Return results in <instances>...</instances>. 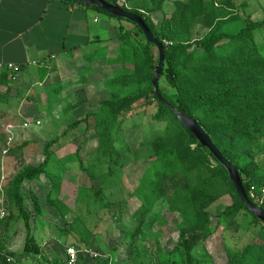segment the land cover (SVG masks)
<instances>
[{"label": "trees", "instance_id": "1", "mask_svg": "<svg viewBox=\"0 0 264 264\" xmlns=\"http://www.w3.org/2000/svg\"><path fill=\"white\" fill-rule=\"evenodd\" d=\"M69 1L80 3L77 0ZM106 1L119 5V0ZM168 1L158 0V4L152 3L156 6L147 7L146 12L127 8L126 5L121 7L142 17L154 37L165 47L164 70L159 85L161 79L167 76L178 94L176 101H173L160 87L164 100L180 114L200 125L224 159L238 170L252 203L264 210V205L256 199L264 189V172L257 164L258 158L264 155V55L254 41L255 34L264 31V21L244 23L240 29H234L232 25L242 18L225 11V8H237L231 0L220 1L221 9L214 0H178L175 11L164 15L162 25L154 24L151 15L162 13ZM84 5L115 18L99 7ZM132 24L144 37L138 26ZM120 33L118 57L111 63L117 66L114 84L120 87V91H126L112 94L102 102L97 112L88 113L86 118L72 123L69 128L78 129L93 119L98 142L96 152L113 162L114 157L119 158L116 142L121 115L142 100L147 107L153 105L152 100L156 102L153 119L166 123V127L161 135L148 144L152 154L147 158V165L142 168L137 188L130 193L131 198H138L141 203L135 214L139 223L135 236L140 235L142 225L156 203L166 199L170 213L179 218L176 222L178 241L170 251L162 250L158 241L157 252L164 257V264L180 252H183L189 264H194L196 251L215 234L210 209L221 199L228 197L232 204L218 212L220 225L246 214L256 223H264L247 210L225 166L185 128L172 108L159 102L152 84L159 64V52L156 59L152 52L156 47L145 37V43L137 41L123 28ZM8 77L6 73L1 76L0 84L6 89L0 93L1 103H8L15 91L11 85L14 80ZM51 162L52 154L47 150L45 160L21 172L7 193L8 211V206L19 210L21 217L26 220L29 235L30 215L24 208L23 186L47 176ZM80 163L84 167L82 160ZM120 169L124 175L133 171H125L123 167ZM109 175H113V171ZM251 188L255 190V198L251 195ZM59 192V185L52 183L51 195ZM33 201L35 209L41 211L37 198H33ZM50 202L62 218H66L69 213L67 207L57 198L52 201V196ZM9 220L10 215L5 228ZM156 222L165 224V219L158 217ZM75 223L81 222L77 220ZM73 229H76L75 226ZM83 229L85 235L77 231L83 247L80 244L72 246L80 251L89 248L93 238L87 228ZM3 249L8 251L5 242ZM24 251L27 254H41L40 247L32 237L27 239ZM249 255L248 249L242 254L229 252L227 264H254L256 260ZM9 257L15 259L14 262H10ZM0 264L20 263L17 255L7 252L0 254ZM44 264H62V261L57 259L51 263L45 260ZM104 264H110V261Z\"/></svg>", "mask_w": 264, "mask_h": 264}, {"label": "rangeland", "instance_id": "2", "mask_svg": "<svg viewBox=\"0 0 264 264\" xmlns=\"http://www.w3.org/2000/svg\"><path fill=\"white\" fill-rule=\"evenodd\" d=\"M152 1L119 0V5L146 12L147 7L156 6L152 3L158 4V0ZM177 1L169 0L165 3L162 13L151 15L152 22L162 25L164 15L175 11ZM214 1L221 9L220 1L224 0ZM231 1L236 3L237 8H225V11L242 18L232 25L234 29H240L244 23L264 21V0ZM120 21L127 24V29L123 30L137 41L145 43L144 37L132 23ZM101 23L96 27L102 29L99 35L105 40L110 34L105 29V23ZM120 35L119 31L117 40ZM254 41L264 55V31L256 33ZM96 49L101 57L105 47L98 46ZM152 52L156 59L157 48H153ZM111 65L114 66L112 69ZM116 67L106 62L93 76L98 83L95 81L88 86H69L58 97L50 89L52 84L48 89L49 83L40 87L36 81L37 85L30 93L15 92L12 101L0 102V195L6 198L15 178L29 166L41 164L47 150L52 154L48 175L23 186L24 208L30 215V235L26 220L21 217L19 210L8 206L10 220L4 235L7 244L11 242L20 248V253L8 251L18 256L20 264H44L45 260L52 263L63 259L67 247L80 244L77 231L85 235L83 227L93 235L90 247L82 249L84 264H104L107 260L110 264H164V257L157 252V242L164 251L172 250L177 244L176 222L179 218L170 213L166 199L156 203L145 219L140 235L135 236L139 226L135 214L141 203L138 198H131L130 193L137 188L142 168L147 165V158L152 154L148 144L161 135L166 127V123L153 119L156 102L152 100L153 105L147 107L142 100L121 115L116 142L119 158L114 157L113 162L96 152L98 142L93 119L78 129L69 128L72 123L86 118L89 112H97L102 102L112 94L126 91H120V87L114 84L115 76L112 73ZM160 87L170 99L176 101L178 92L167 76L161 79ZM0 93H3L2 89ZM81 160L84 167L81 166ZM257 164L264 172V155L258 158ZM122 167L126 168L125 171H133L124 175L120 173ZM110 171H113V175H109ZM52 183L59 185V194L51 195ZM51 196L52 201L57 198L67 207L69 213L66 218H62L52 206ZM33 198L39 201L41 211L35 209ZM256 199L264 205V189ZM231 204L232 200L226 197L211 207L215 234L196 251L194 264H227L229 252L242 254L247 249L249 256L256 260L254 264H264V224L256 223L246 214L235 221L222 220L225 224L220 225L218 212ZM158 217L164 218L165 224L154 223ZM77 220L81 223L76 224ZM74 226L76 229H73ZM30 237L38 243L40 255L23 252ZM167 262L189 264L183 252L167 259Z\"/></svg>", "mask_w": 264, "mask_h": 264}, {"label": "crops", "instance_id": "3", "mask_svg": "<svg viewBox=\"0 0 264 264\" xmlns=\"http://www.w3.org/2000/svg\"><path fill=\"white\" fill-rule=\"evenodd\" d=\"M116 19L69 0H0V80L4 73L12 79L8 66L14 65L20 69L11 84L16 94L30 93L36 81L40 87L49 83L48 89L52 84L57 97L69 86L92 84L101 66L117 58V36L127 24ZM101 21L110 34L105 40L99 35L102 29L96 27ZM98 46L105 47L101 57ZM1 89L6 90L0 84ZM6 241L4 235L10 253H20L19 247Z\"/></svg>", "mask_w": 264, "mask_h": 264}, {"label": "water", "instance_id": "4", "mask_svg": "<svg viewBox=\"0 0 264 264\" xmlns=\"http://www.w3.org/2000/svg\"><path fill=\"white\" fill-rule=\"evenodd\" d=\"M77 1L82 4L99 7L101 10L111 14L115 18L128 20L136 24L138 28L144 34V37L146 38V40L157 48L159 52V64L157 68L155 69L152 84L154 87L156 97L158 98L159 102L172 108L173 112L177 115L178 119L185 126V128L189 132L194 134V136L197 138L200 144L203 147L209 149L211 153L217 158V160L225 166V168L229 172L230 179L233 185L235 186L236 192L239 198L241 199V201L243 202V204L246 206L247 210L253 216H255L259 221L264 223V210L256 207L252 203L248 195L246 194L238 170L224 159L221 152L211 141L210 137L205 133V131L200 127V125L195 120L183 114H180L176 109L171 107L162 97V94L160 91L159 80L164 70L165 47L163 43H161L154 37V35L152 34L151 30L149 29V27L147 26L143 18L137 14H133L128 11H125L120 5L110 4L106 0H77Z\"/></svg>", "mask_w": 264, "mask_h": 264}, {"label": "built area", "instance_id": "5", "mask_svg": "<svg viewBox=\"0 0 264 264\" xmlns=\"http://www.w3.org/2000/svg\"><path fill=\"white\" fill-rule=\"evenodd\" d=\"M8 67L10 71L12 72L11 78L13 80H16L20 73V69L14 65H9ZM251 195L253 198H255L254 188H251ZM8 216H9V211L7 208L6 198L2 194L0 195V254L2 255L8 252L3 249V245H4L3 230L5 228V222L7 221ZM83 255H84L83 251H80L77 248L72 247V246L68 247L65 249L62 264H83ZM8 259L10 262H14L12 258L9 257Z\"/></svg>", "mask_w": 264, "mask_h": 264}]
</instances>
